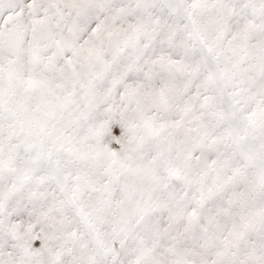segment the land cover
Wrapping results in <instances>:
<instances>
[{
	"label": "snow or ice",
	"instance_id": "6c2138e0",
	"mask_svg": "<svg viewBox=\"0 0 264 264\" xmlns=\"http://www.w3.org/2000/svg\"><path fill=\"white\" fill-rule=\"evenodd\" d=\"M0 264H264V0H0Z\"/></svg>",
	"mask_w": 264,
	"mask_h": 264
}]
</instances>
